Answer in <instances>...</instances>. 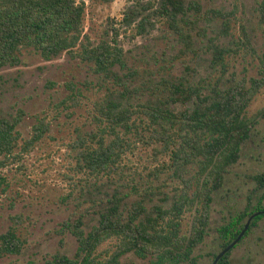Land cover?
Here are the masks:
<instances>
[{"label": "rangeland", "instance_id": "obj_1", "mask_svg": "<svg viewBox=\"0 0 264 264\" xmlns=\"http://www.w3.org/2000/svg\"><path fill=\"white\" fill-rule=\"evenodd\" d=\"M198 1L201 12L190 9L192 21L180 20L179 31L160 18L154 29L138 35L133 27L120 25L124 10L133 0L108 3L86 0L84 33L94 43L110 39L112 27L120 30L128 68L117 65L114 70L132 89L133 104L157 101L168 94L167 80L203 83L219 77L220 66L216 69L211 66L216 45L228 49L225 82L233 77H262L261 0ZM181 30L189 33V40L180 36ZM119 83L112 76L96 72L92 63L67 52L47 60L33 48H26L21 52L20 64L0 68V116L24 112L17 126L22 135L20 142L31 137L39 119L48 124L44 136L29 152L16 149L19 154L0 168L6 179L0 186V233L17 216L18 234L25 241L22 252L2 258V264H43L59 252L72 257L78 243L69 231H59L64 221L82 216L84 228L89 231L97 224L107 198L117 191L127 195L128 203L142 198L149 208L156 203L169 206L180 192L182 179L195 173L194 165L181 173L174 172L169 155L152 136L148 119L141 112L133 114L136 125L131 130L121 128L130 145L126 146L117 173L95 176L80 170L76 140L79 135L99 129L94 105L112 93L117 96L122 89ZM71 93L74 98H70ZM174 107L184 108L180 104ZM246 114L254 121L251 134L242 145L238 161L228 168L222 186L212 194L208 232L193 253L197 264H217L222 252V239L217 231L221 225L253 209L260 201L264 205L263 190L258 189L254 178L264 170V86ZM192 218L190 212L183 218L184 232L190 231ZM249 221L246 216L240 226L245 227ZM113 242L106 241L98 251L105 253ZM230 261V264H264V218L236 242ZM120 264L153 263L150 256L142 258L130 252L121 258Z\"/></svg>", "mask_w": 264, "mask_h": 264}, {"label": "trees", "instance_id": "obj_2", "mask_svg": "<svg viewBox=\"0 0 264 264\" xmlns=\"http://www.w3.org/2000/svg\"><path fill=\"white\" fill-rule=\"evenodd\" d=\"M86 4V0H0V68L20 64L22 50L33 48L47 60L67 52L92 63L96 72L119 80L118 85L122 86L119 94L112 93L94 105L99 129L79 135L76 140L77 165L88 175L117 173L126 146L130 145L121 128L128 131L136 125V119H132L136 112L146 115L151 134L162 143V151L169 155L175 173L185 171L189 165H194L196 171L182 179L180 192L169 206L156 203L149 208L142 198L128 203L127 195L117 191L107 198L97 224L89 231L84 228L82 216L64 221L59 231L74 235L78 243L76 252L72 257L55 253L43 264H120L121 258L130 252L142 258L150 256L153 264H197L193 253L208 232L212 194L222 186L228 168L238 161L242 145L250 137L254 121L246 111L264 86V73L260 78L233 77L225 82L228 49L216 45L211 66L215 69L220 66L219 77L203 83L167 80L168 94L157 101L135 105L131 102L132 89L114 70L117 65L128 68L120 30L112 27L110 39L94 43L84 33ZM192 8L201 12L200 2L133 0L124 10L120 25L133 27L136 34L144 35L156 27L160 18H165L179 31L180 20L192 21L188 13ZM259 9L264 20V0L259 3ZM179 34L186 40L191 37L183 30ZM177 104L184 108L176 110ZM23 116L22 110L10 117L0 116V168L19 154L16 149L29 152L48 130L47 122L39 119L31 137L21 143L17 126ZM254 178L264 195V170ZM5 180L0 174V186ZM188 212L193 218L187 233L182 222ZM246 216L250 221L241 227ZM263 218L264 205L260 201L253 209L221 225L217 231L222 239V252L217 264H230L236 243L229 245L247 236ZM13 220L0 233V264L2 258L20 254L25 245L18 234V217ZM109 240L114 241L111 248L99 252V246Z\"/></svg>", "mask_w": 264, "mask_h": 264}, {"label": "water", "instance_id": "obj_3", "mask_svg": "<svg viewBox=\"0 0 264 264\" xmlns=\"http://www.w3.org/2000/svg\"><path fill=\"white\" fill-rule=\"evenodd\" d=\"M237 241H238V239H236L231 245H229V247L234 245Z\"/></svg>", "mask_w": 264, "mask_h": 264}]
</instances>
